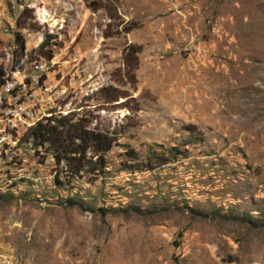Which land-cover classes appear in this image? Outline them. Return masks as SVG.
Returning a JSON list of instances; mask_svg holds the SVG:
<instances>
[{
	"label": "rangeland",
	"instance_id": "rangeland-1",
	"mask_svg": "<svg viewBox=\"0 0 264 264\" xmlns=\"http://www.w3.org/2000/svg\"><path fill=\"white\" fill-rule=\"evenodd\" d=\"M33 63L115 142L104 178L61 189L50 158L1 148L0 264H264V0H0V87Z\"/></svg>",
	"mask_w": 264,
	"mask_h": 264
},
{
	"label": "trees",
	"instance_id": "trees-1",
	"mask_svg": "<svg viewBox=\"0 0 264 264\" xmlns=\"http://www.w3.org/2000/svg\"><path fill=\"white\" fill-rule=\"evenodd\" d=\"M133 29L132 26L127 27L125 32ZM50 37L46 36L37 46L39 55L49 61L52 57L50 50L47 49ZM23 43L20 42V50L22 51ZM139 46L127 45L122 53L124 63V75L130 77L136 66V56L139 53ZM131 62H130V61ZM1 76V73H0ZM3 82L0 80V83ZM112 91L114 94L106 97L103 101L114 102L117 99V92L112 88H103L104 91ZM89 118L70 113L64 117L50 118L44 122L36 124L32 129L27 131L22 138V141L29 144L34 155H40L42 158H50L52 165L55 168L57 176L52 177V186L57 189L68 187L75 181L92 182L106 175V160L105 155L114 144V138L107 132L89 127ZM190 135L196 133L190 131L189 127L185 128ZM194 133V134H193ZM182 156L175 148L167 150V156L163 158L161 155L153 159L147 158L144 164L139 168L132 169L134 171L148 172L161 167L174 160L177 156ZM135 160L133 157H129ZM58 177L61 179L59 180ZM78 181V182H79ZM61 205L71 207H80L73 196L66 195ZM196 215L202 216L201 212H196ZM219 215V214H218ZM222 219L234 220L230 216V211L219 215Z\"/></svg>",
	"mask_w": 264,
	"mask_h": 264
},
{
	"label": "built area",
	"instance_id": "built-area-1",
	"mask_svg": "<svg viewBox=\"0 0 264 264\" xmlns=\"http://www.w3.org/2000/svg\"><path fill=\"white\" fill-rule=\"evenodd\" d=\"M65 98V87L46 79L44 65L33 63L27 73L14 71L9 86L0 87V147L12 143V151L18 149L36 124L69 115ZM6 129H12V137H6Z\"/></svg>",
	"mask_w": 264,
	"mask_h": 264
},
{
	"label": "bare ground",
	"instance_id": "bare-ground-1",
	"mask_svg": "<svg viewBox=\"0 0 264 264\" xmlns=\"http://www.w3.org/2000/svg\"><path fill=\"white\" fill-rule=\"evenodd\" d=\"M12 80H9L7 82L4 83V85L2 87H4L7 83H11ZM1 84V83H0ZM9 86V84L6 85V87ZM7 130H12V129H6V137H7ZM0 150H1V147H0Z\"/></svg>",
	"mask_w": 264,
	"mask_h": 264
}]
</instances>
